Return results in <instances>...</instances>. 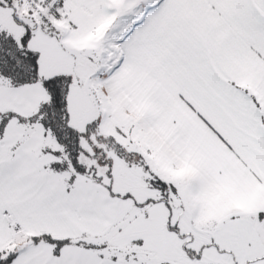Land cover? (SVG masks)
<instances>
[{
  "label": "snow or ice",
  "instance_id": "1",
  "mask_svg": "<svg viewBox=\"0 0 264 264\" xmlns=\"http://www.w3.org/2000/svg\"><path fill=\"white\" fill-rule=\"evenodd\" d=\"M0 264H264V0H0Z\"/></svg>",
  "mask_w": 264,
  "mask_h": 264
}]
</instances>
